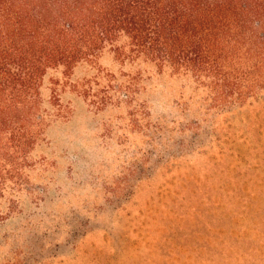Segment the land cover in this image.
<instances>
[{
  "label": "rangeland",
  "instance_id": "1",
  "mask_svg": "<svg viewBox=\"0 0 264 264\" xmlns=\"http://www.w3.org/2000/svg\"><path fill=\"white\" fill-rule=\"evenodd\" d=\"M135 71L107 50L96 68L47 72L42 105L59 102L66 115L34 152L37 199L24 194L0 224V264L15 254L20 264H264V103L229 116L217 141L203 138L204 155L166 161L154 176L151 97L132 109L108 88ZM103 90L111 103L97 110ZM189 178L208 182L205 206L175 203L186 217L176 220L167 208Z\"/></svg>",
  "mask_w": 264,
  "mask_h": 264
},
{
  "label": "trees",
  "instance_id": "2",
  "mask_svg": "<svg viewBox=\"0 0 264 264\" xmlns=\"http://www.w3.org/2000/svg\"><path fill=\"white\" fill-rule=\"evenodd\" d=\"M107 50L136 69L108 88L132 109L141 94L151 97L154 176L166 161L204 155L203 138L217 141L229 116L264 103V0H0V224L20 211L24 194L37 199L34 152L66 115L59 102L52 112L42 105L45 75L96 68ZM104 91L97 110L111 103ZM192 181L167 208L176 220L186 217L175 203L205 206L208 182ZM17 256L4 264H20Z\"/></svg>",
  "mask_w": 264,
  "mask_h": 264
}]
</instances>
